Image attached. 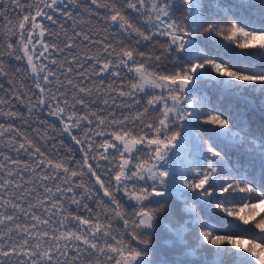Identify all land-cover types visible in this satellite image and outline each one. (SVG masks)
I'll return each mask as SVG.
<instances>
[{
    "label": "snow or ice",
    "instance_id": "obj_1",
    "mask_svg": "<svg viewBox=\"0 0 264 264\" xmlns=\"http://www.w3.org/2000/svg\"><path fill=\"white\" fill-rule=\"evenodd\" d=\"M229 12H207L202 0H0V264H93L100 255L96 264H143L154 205L181 187L256 193L238 212L223 200L216 207L264 234V194L229 179L207 141L242 143V131L208 97L187 93L197 77L226 90L264 85L244 67L264 54V30ZM200 36L227 49L223 58L195 44ZM195 239L217 258L234 249L264 264V240L211 225Z\"/></svg>",
    "mask_w": 264,
    "mask_h": 264
},
{
    "label": "trees",
    "instance_id": "obj_2",
    "mask_svg": "<svg viewBox=\"0 0 264 264\" xmlns=\"http://www.w3.org/2000/svg\"><path fill=\"white\" fill-rule=\"evenodd\" d=\"M202 2L207 12L230 10L229 14L238 23L245 27L264 30V0H202ZM129 12L135 16L131 10ZM63 39L65 37L61 31L60 40ZM194 43L203 45L209 51L217 52L221 58L227 51L219 47L212 38L204 36L197 37ZM220 43L225 42L221 40ZM83 51L84 48L81 46L78 52L82 55ZM91 51L95 52V48ZM18 63L13 61V64ZM236 66L239 67V64ZM244 67L251 74H264V54L254 53L247 57ZM5 86L7 87L6 81ZM187 93L195 98L208 97L214 106L224 110L231 117L234 124L233 130L242 131L245 137L242 143L233 142L230 137L221 138L209 134L207 136L208 145L225 158V163L220 165V169L229 179L251 184L257 192L264 194V85L253 84L239 91L226 90L220 83L197 77L195 82L188 87ZM146 101L147 97L144 98L145 104ZM44 118L52 120L50 117L44 116ZM208 155L210 154L205 148L203 157L206 159ZM77 158H79L78 152ZM174 163L179 167L180 159ZM92 183L94 184V180ZM213 188L215 192L210 197L200 196L198 193L181 187L171 195L159 198L160 203L154 206L160 207L161 211L150 233L151 244L146 249L148 256L141 258L143 264H237L238 260L240 264H255L247 253L235 255L236 250L233 249V258L222 257L217 260L208 248L198 246L199 241L195 237L202 230L203 225H211L225 234L241 235V238L251 237L264 240V234L258 233L259 230H254L250 225H240L234 217H228L216 207L218 200H223L231 210L238 212L242 206L241 203L254 202L259 198L256 193H232L220 196L219 185L213 184ZM261 211L262 209H257V212ZM239 214L244 215L245 213ZM101 222L107 223L102 219ZM123 227L122 221L115 224L117 229H123ZM128 239L130 240V237ZM132 244L136 246L135 241H132ZM189 247L193 252L191 254L185 251ZM125 255L127 256V253ZM105 259L102 255L92 258L93 264H96L97 260L105 261ZM111 264H115V260Z\"/></svg>",
    "mask_w": 264,
    "mask_h": 264
},
{
    "label": "rangeland",
    "instance_id": "obj_3",
    "mask_svg": "<svg viewBox=\"0 0 264 264\" xmlns=\"http://www.w3.org/2000/svg\"><path fill=\"white\" fill-rule=\"evenodd\" d=\"M185 251H186L187 253H190V254L193 253V252H192V249H191L190 247H189V248H186ZM204 251L206 252V250H204ZM209 251L215 255L214 251H212V250H210V249H209ZM231 251L233 252V250H231ZM233 257H234V255H232V256H228V257H226V258H227V259H230V258H233ZM215 259L219 260L220 258H217V257L215 256Z\"/></svg>",
    "mask_w": 264,
    "mask_h": 264
}]
</instances>
